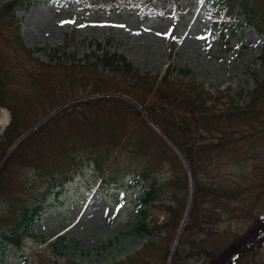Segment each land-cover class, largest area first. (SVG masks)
<instances>
[{"label": "rangeland", "instance_id": "obj_1", "mask_svg": "<svg viewBox=\"0 0 264 264\" xmlns=\"http://www.w3.org/2000/svg\"><path fill=\"white\" fill-rule=\"evenodd\" d=\"M3 1L0 0V4ZM214 1L182 0L180 11L168 3L148 17L137 4L129 5L121 0H114L107 5L104 2L98 6H91L88 0H32L27 9H20L15 14L14 20H1L0 61L5 64L6 78H12L6 102H11L14 106L17 103L24 109L23 115L29 120L21 127L22 132L29 133L33 125L41 123L53 113L43 111L44 105H32L35 94L33 87L38 79H32L25 72L27 70L41 71L39 81L47 80L50 83L57 82V78L61 80L68 77L65 99L71 105L100 99L104 92L110 97L125 99L119 93L120 80L109 85L110 80L103 82L99 79V71V74L92 73L94 77L76 81L74 77L78 76L77 68L74 71L62 67H46L48 56L45 52L34 56L28 53V50L31 52L36 48L65 47L66 50L75 52L77 59H82L95 50V43L104 46L109 42L112 51L124 55L142 72L162 74L169 65L178 70H187L189 79L203 84L212 95L216 96L223 91L229 99L232 98L234 106L243 107L247 104L243 95L248 96L254 88L253 74L264 76V65L259 61L264 37L258 30L245 26L241 15L231 18L223 11L216 20L210 9V4L213 2L214 5ZM262 2L264 7V0ZM110 4L112 5L109 6ZM238 10L237 7L236 11ZM216 21L226 28L224 38L219 34ZM95 87L102 90L105 88L106 91L91 94ZM229 99L217 105L216 113L229 108ZM137 110L138 113L128 110L124 114L111 116L112 111L102 104L95 108L91 104H83L77 113L92 119L98 116V123L109 122L108 118H113L111 125L97 130L100 136L97 152L102 155L101 163L107 160L110 163V171H106L104 177L84 165L81 173L63 189L52 191L49 189L51 181L35 177L33 170L30 171L37 159L26 163L24 159L18 158L9 165L0 175V208L10 209L4 228L12 226L11 218H15L14 214L22 206H27L26 202L31 203L30 197L41 198L50 190L46 193L48 197L37 215L35 225L39 228L40 237L57 232L59 236L68 234L75 240L77 247L70 248L59 258L65 262L63 264H123L128 255L140 251L144 241L127 237L130 225L138 219L141 207L137 204V197L144 186L143 182L134 184L133 181L139 173L145 172L147 175L154 174L159 182H164L168 173L165 169H160L159 159L167 156V147L171 145L156 131L147 112L139 106ZM69 112L73 113L72 109ZM116 116L118 119L115 121ZM10 121V112L0 109V136ZM69 134L70 138H63L56 145L47 146L48 151L54 152L56 156L59 144L74 145L77 138L83 135L92 140L94 132H89L86 128L81 133ZM115 141H121L123 145L119 150L111 152V145ZM260 142L263 143L264 140L260 139ZM33 152L30 146L25 154L34 159ZM43 153L45 154V150ZM54 156L50 161L43 162V165L54 168V164H61L63 160L60 155ZM1 164L0 162V166ZM163 166L166 167L165 162ZM177 168L175 166V172ZM188 192L182 190L178 198L183 201ZM259 208L262 212L259 218L263 219L260 223H264V195ZM154 216L160 222H164L166 218L163 212L157 210L150 212L149 220ZM250 226L249 221H231L230 215H224L212 227L211 238L203 237L202 232L197 229L199 235L190 236L183 243L180 241L175 250L179 252L180 258H176L175 264H210V261L195 258L194 255L197 256L199 251L204 252L203 249L211 250L210 248L216 250V254L221 253V256L231 248L233 251L231 234L247 232ZM57 237L54 235L49 242ZM173 239V234L162 232V238L159 241L155 238L150 246L151 253L157 244L165 249H172ZM24 241V246H11L4 250L2 242L5 240L0 236V264L48 262L45 254L47 245L39 244V237ZM263 248H252L254 250L244 255L237 264H264ZM191 252L193 258L186 260L187 253ZM143 255H150V252H144ZM172 260L173 258L169 264H173Z\"/></svg>", "mask_w": 264, "mask_h": 264}, {"label": "trees", "instance_id": "obj_2", "mask_svg": "<svg viewBox=\"0 0 264 264\" xmlns=\"http://www.w3.org/2000/svg\"><path fill=\"white\" fill-rule=\"evenodd\" d=\"M31 1L4 0L0 4V21L14 20L15 14L20 9H27ZM112 1L114 0H89V3L101 5L105 2L107 5ZM123 1L129 5L138 4L146 15L158 11L168 3L180 11L182 4V0ZM262 3V0H215L214 5L212 2L210 7L216 14H219L222 9H227L231 17L239 14L244 16V25L255 28L264 36ZM237 7L239 11H236ZM216 25L220 29V36L224 38L226 28L217 23ZM95 47V50L82 59H77L76 53L66 50L65 47L36 48L31 52L28 50V53L34 56L45 52L48 56L46 67H62L65 70L77 68L78 76L74 77L76 81L94 77L92 73L99 74V71L101 72L99 79L103 82L110 80L109 85L120 80L121 91L119 93L130 101L119 97H103L92 102L71 105L68 99H65L68 77L61 80L57 78V82L50 83L47 80L39 81L42 77L41 71L27 70L25 72L32 79L39 81L33 87L35 94L32 105H44L43 111L48 113L55 111L56 113L21 140L19 139L26 133L22 132L21 127L29 119L23 115L24 109L19 104L15 103L14 106L11 102H6L12 78H6L5 64L0 61V108H6L11 113V122L0 137V162L2 163L0 175L18 158H22L26 163L37 159L30 171L33 170L35 177L51 181L49 189L52 191L63 189L77 174L81 173L84 165L85 168L93 169L99 173L100 177H104L105 172L110 171V163L108 160L101 163L102 155L97 152V145L100 141L97 130L107 128L113 122V118H108L109 122L98 123V116L92 119L77 113L83 104H91L94 108L102 104L112 111L111 116H114L113 114H124L128 110L137 112V107L134 105L137 104L147 112L153 122L182 152L192 173L193 200L187 224L179 242L183 243L186 238L199 235L197 229L202 232L203 237L211 238L213 236L212 227L224 218V215H230L231 221L251 222L247 232L231 234L233 251L231 248L222 257L221 253L216 254V250L212 248L211 250L203 249L204 252L199 251L194 257L204 258L210 261V264H231V261L237 264L242 261L244 255L254 250L252 248L262 249L264 247V223H260L263 219L259 218L262 214L259 206L264 195V142H260V139L264 140V76L258 73L253 74L254 88L248 96L243 95L242 97L247 104L238 107L233 105L232 98L229 99L225 92L221 91L214 96L205 89L203 84L189 79L190 74L187 70H178L169 65L162 74L142 72L135 68L124 55L112 51L111 43L107 42L104 46L95 43ZM37 61L42 63L40 58H37ZM259 61L264 65V47ZM103 89L95 87L91 94L103 93L106 91L105 88ZM225 99H229V108L224 112L216 113L217 105ZM70 109L73 113L69 112ZM117 119L118 116L115 117V121ZM86 128L89 132H94L92 140L83 135L77 138V143L74 145L59 144V152L56 156L54 152L48 151L47 146L56 145L63 138H70L69 133H81ZM42 140L45 141L40 142ZM122 145L121 141L113 142L111 152L119 150ZM30 146L34 150V159L25 154ZM166 152L167 156L159 159L160 169H165L168 173L164 182H159L154 174L147 175L145 172L139 173L133 181L134 184L143 182L144 186L137 197V204L141 207L138 219L130 225L127 237L128 239H142L145 244L137 253L128 255L123 264H167L171 248L165 249L157 244L158 246L151 253L150 246L155 238L158 241L162 238V232L167 231L173 234L175 239L188 198L185 196L182 201L178 198V194L182 190L188 192L189 179L184 167L185 162L177 152L171 146L167 147ZM59 155L63 160L61 164H54V168L43 165V162L46 163L53 156L55 158ZM164 162L166 167L163 166ZM175 166H178L176 172ZM98 179H100L99 176ZM46 193L41 198L30 197L31 203L26 202L27 206H22L14 214L15 218H11L12 226L7 229L3 224L8 220L7 215L10 214V209L0 208V236L5 240L2 242L5 249L9 246L13 248L24 246V240H35L39 237L38 243L47 245L45 254L48 262L63 264L65 262L59 258L64 256L70 248H76L77 244L68 234L59 236L56 232L50 236H38L39 228L35 222L48 197ZM154 210L165 214L164 222H160L156 216L149 220L150 212ZM54 235L58 237L49 242ZM147 251L150 255H143ZM232 255L235 257L231 260ZM177 257L180 258V255L175 251L172 257L173 264ZM190 258H193L192 252L187 253L185 257L186 260ZM43 262L50 264L46 260Z\"/></svg>", "mask_w": 264, "mask_h": 264}, {"label": "water", "instance_id": "obj_3", "mask_svg": "<svg viewBox=\"0 0 264 264\" xmlns=\"http://www.w3.org/2000/svg\"><path fill=\"white\" fill-rule=\"evenodd\" d=\"M191 202H192V194H191L190 199H189V207H190V205H191ZM188 209H189V208H188Z\"/></svg>", "mask_w": 264, "mask_h": 264}]
</instances>
